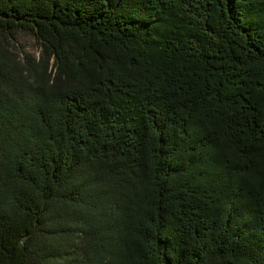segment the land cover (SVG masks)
Wrapping results in <instances>:
<instances>
[{
  "label": "trees",
  "instance_id": "trees-1",
  "mask_svg": "<svg viewBox=\"0 0 264 264\" xmlns=\"http://www.w3.org/2000/svg\"><path fill=\"white\" fill-rule=\"evenodd\" d=\"M0 264H264V0H0Z\"/></svg>",
  "mask_w": 264,
  "mask_h": 264
},
{
  "label": "rangeland",
  "instance_id": "rangeland-1",
  "mask_svg": "<svg viewBox=\"0 0 264 264\" xmlns=\"http://www.w3.org/2000/svg\"><path fill=\"white\" fill-rule=\"evenodd\" d=\"M14 47L22 56L38 55V44L31 36L26 34L19 33L15 35Z\"/></svg>",
  "mask_w": 264,
  "mask_h": 264
}]
</instances>
